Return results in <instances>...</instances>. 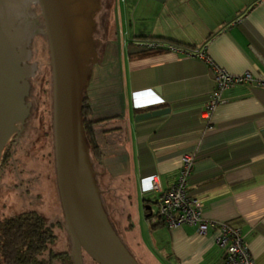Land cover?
Listing matches in <instances>:
<instances>
[{"label": "crops", "instance_id": "obj_1", "mask_svg": "<svg viewBox=\"0 0 264 264\" xmlns=\"http://www.w3.org/2000/svg\"><path fill=\"white\" fill-rule=\"evenodd\" d=\"M122 2L116 11L123 51L113 54L104 45L103 66L95 67L100 60L92 64L85 92L105 174L133 183L127 244L143 264H225L215 230L199 235L193 225L152 227L146 219L144 199L154 208L149 199L159 191L142 195L139 179L156 175L165 190L178 175L181 154L197 150L189 192L202 203L205 218L240 227L255 264H264V89L226 88L208 128L200 111L214 82L204 60L167 51L129 54L130 46L139 51L143 42L159 39L185 50L204 47L228 72L264 78V0ZM133 92L163 103L135 109ZM155 108L165 110L139 118Z\"/></svg>", "mask_w": 264, "mask_h": 264}, {"label": "water", "instance_id": "obj_2", "mask_svg": "<svg viewBox=\"0 0 264 264\" xmlns=\"http://www.w3.org/2000/svg\"><path fill=\"white\" fill-rule=\"evenodd\" d=\"M111 1L103 0L101 4L103 16L97 19L100 23L93 30V37L97 38L95 45L90 35L92 21L84 29L79 26L76 19L79 14L70 9L74 0H35L38 5L26 3L24 7L33 8L32 15L37 17V22L42 21L43 32L34 31L43 35L49 49L50 126L56 181L62 223L70 240L74 264H83L82 251L98 264H139L113 229L99 196L80 112L88 74L103 51ZM24 9L22 12L26 13ZM31 16L24 17L26 30L35 27L36 19ZM28 62L32 64L29 58ZM29 84L28 122L32 119V76ZM164 110L155 108L141 113L139 118L159 115ZM6 141L7 137L1 139L0 151ZM145 208L150 209V205Z\"/></svg>", "mask_w": 264, "mask_h": 264}, {"label": "rangeland", "instance_id": "obj_3", "mask_svg": "<svg viewBox=\"0 0 264 264\" xmlns=\"http://www.w3.org/2000/svg\"><path fill=\"white\" fill-rule=\"evenodd\" d=\"M117 3L122 5L123 2L122 0H114L113 5V0L111 1L108 28L104 41L106 49L113 54L123 51V38L120 32L122 21L120 22L121 18L116 11ZM129 11L130 13L134 12V4L131 5ZM130 18L132 19V15ZM131 19L130 21H133ZM26 48L30 50L28 58L34 66L32 74V119L26 124L17 144L14 145V151L9 148L12 156L9 157L7 165L1 169H4L0 175V182L3 186L1 189L10 185V190H5L4 195L0 192V220L29 209L36 210L45 222L51 225L55 235L54 241L47 248L48 251L66 250L70 252L62 223L64 218L54 165L50 126L49 49L43 35L38 33L31 37ZM101 66H103L102 61L95 65L97 69H100ZM89 79L88 76L84 90H87ZM92 167L96 172L94 177L100 190L99 196L107 210L109 219L114 223L118 234L122 238H126L125 228L130 226V221L127 219V212L130 211L127 194L130 191L128 190L130 184L133 185V183H130L128 176L121 178L106 175L104 168L99 164H94ZM135 193L138 196V193ZM150 252L152 251L150 250ZM45 256H47V252ZM138 261L143 264L140 259ZM82 262L83 264H96L85 253H82ZM52 264H60V261L54 260Z\"/></svg>", "mask_w": 264, "mask_h": 264}, {"label": "built area", "instance_id": "obj_4", "mask_svg": "<svg viewBox=\"0 0 264 264\" xmlns=\"http://www.w3.org/2000/svg\"><path fill=\"white\" fill-rule=\"evenodd\" d=\"M140 49L179 52L185 57H197L207 63L212 72L214 87L204 101L200 117L208 128L211 126L214 110L224 102L223 91L226 88L246 84L264 89V78L254 77L249 71L240 74L228 72L205 53L204 47L185 50L159 39H150L143 42ZM132 95L137 97L140 94L133 92ZM196 155L197 150H189L181 154L182 166L174 182L165 190L159 189L156 175L139 179V189L142 195L148 196L150 193L159 191V194L149 199L151 205H154V208L150 207V220L154 223L160 221L169 229L179 228L184 224L193 225L199 235H204L209 229H213L216 231L215 243L224 252L225 264H255L249 243L241 228L223 221L205 218L202 203L189 192L187 182L192 174Z\"/></svg>", "mask_w": 264, "mask_h": 264}, {"label": "flooded vegetation", "instance_id": "obj_5", "mask_svg": "<svg viewBox=\"0 0 264 264\" xmlns=\"http://www.w3.org/2000/svg\"><path fill=\"white\" fill-rule=\"evenodd\" d=\"M26 3L37 4L35 0H0V141L7 137V141L0 151V175L4 170L1 169L7 165L9 157L12 156L9 148L14 151V145L17 144V140L20 138L30 115L31 102L27 98L30 90L29 80L33 74L34 66L28 62L30 50L26 48V45L29 44V40L36 33L34 30L43 32L42 21L37 22V17L32 15L33 8L24 9L25 6L27 7ZM101 4H103V0H74L73 5L70 7L71 11L79 14L76 19H78V24L83 29L88 21H92L90 35L94 45L97 38L93 37V30L95 25L100 23L97 19L103 16V13H100ZM23 9L26 13L22 12ZM26 16L36 19L35 21L32 20L36 22L32 30L24 29V17ZM1 187L3 186L0 182L1 194L5 193V190H10V185L3 189ZM28 211L36 210L29 209L21 213ZM65 234L70 249L68 254L74 261L66 230Z\"/></svg>", "mask_w": 264, "mask_h": 264}, {"label": "trees", "instance_id": "obj_6", "mask_svg": "<svg viewBox=\"0 0 264 264\" xmlns=\"http://www.w3.org/2000/svg\"><path fill=\"white\" fill-rule=\"evenodd\" d=\"M159 52L162 51L146 49H140L139 51H137L134 46H130L129 48L130 55H134L136 53L143 54ZM80 112L85 141L88 146L92 165L94 166V164H99L100 166H102V168H104V152L103 148L98 143L94 128V124L97 121L93 120L90 116L91 108L85 92L82 93ZM146 201L147 199H144V207L149 205L148 203H146ZM145 213L146 219L149 220L151 218L150 209H146ZM128 218L129 214L127 212V219ZM110 223L115 232L118 234L117 228L114 226V223H112L111 221ZM160 224L162 223L158 221L152 224V227ZM118 236L130 251V253L135 257L137 262L141 264L132 249L127 244L126 238H122L119 234ZM54 239L55 235L53 233L51 225H48L43 217L36 211H28L6 216L0 220V264H52L54 260L60 261V264H64V262H67V264H74L70 255L68 254V251H48L47 248L54 241ZM46 252L47 256H45Z\"/></svg>", "mask_w": 264, "mask_h": 264}, {"label": "clouds", "instance_id": "obj_7", "mask_svg": "<svg viewBox=\"0 0 264 264\" xmlns=\"http://www.w3.org/2000/svg\"><path fill=\"white\" fill-rule=\"evenodd\" d=\"M141 96H142L141 94L137 97L134 95L131 96V103L135 109L148 108V107L163 103V99L158 96L151 98V99H142Z\"/></svg>", "mask_w": 264, "mask_h": 264}]
</instances>
